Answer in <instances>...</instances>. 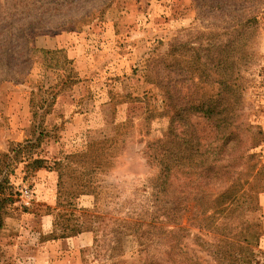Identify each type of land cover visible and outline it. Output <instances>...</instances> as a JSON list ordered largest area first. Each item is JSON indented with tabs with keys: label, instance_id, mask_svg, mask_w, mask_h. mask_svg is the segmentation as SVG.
Instances as JSON below:
<instances>
[{
	"label": "rangeland",
	"instance_id": "374dc122",
	"mask_svg": "<svg viewBox=\"0 0 264 264\" xmlns=\"http://www.w3.org/2000/svg\"><path fill=\"white\" fill-rule=\"evenodd\" d=\"M199 4L192 0H0V165L8 158L16 160L10 177L16 194L0 229V264H145L158 255L144 251L132 234L118 236L115 228L140 214L148 217L153 210L165 219L164 204L153 202L155 168L147 163L145 150L163 133L167 119L150 117L162 107L161 95L145 82L141 69L175 42L189 50L212 43L210 51L200 53L201 63L206 55L219 52L216 46L228 37L224 14L205 0ZM189 55L187 51L185 57ZM243 56L240 117L253 131H261L253 135L250 151L255 154L250 163L257 165L239 197L213 221L212 231L195 223L192 202L179 213L188 251L195 242L193 247L209 263L205 243H214L220 237L217 233H229L254 245L258 264H264V11L258 14L257 33ZM171 58L170 52L168 61ZM168 72L169 68L163 74ZM64 79L69 82L59 91L50 113L43 117L37 112L33 117L32 110L50 99L49 92ZM109 91L114 92L111 104ZM132 92H147L149 113L145 103L116 102L120 95ZM81 108L89 110L83 118L88 122L86 131L84 125L70 127L73 114ZM40 120L41 141L20 148L16 158L10 150L18 149L15 143L33 140ZM189 120L202 142L210 141L211 123L200 114H191ZM120 124L115 168L101 179L99 218L94 217L92 197H83L78 207L93 244L72 256L69 243L47 239L43 229L42 216L53 212V206L43 195L36 197V192L22 195V178L25 186L37 190L35 173L25 175L24 161L27 156L51 161L81 151L93 139L111 136ZM141 241L153 243V248L161 243L156 237L144 236Z\"/></svg>",
	"mask_w": 264,
	"mask_h": 264
},
{
	"label": "trees",
	"instance_id": "16d2710c",
	"mask_svg": "<svg viewBox=\"0 0 264 264\" xmlns=\"http://www.w3.org/2000/svg\"><path fill=\"white\" fill-rule=\"evenodd\" d=\"M192 1L200 6L204 0ZM205 2L226 15L222 21L226 23L223 28L228 37L216 46L219 52L214 56L206 55L205 62L201 63L200 53L210 51L212 43L205 47H190L189 50L184 43L175 42L170 44L166 53L151 59L141 69L145 82L161 95L162 107L150 117L167 119L163 133L149 141L145 150L147 163L155 168L151 179L153 202L164 204L165 219L160 220L153 210L148 217L140 214L131 222L121 219L124 223L117 224L115 229L118 236L132 234L138 238L137 244L144 251H157L158 255L147 258L145 264H258L255 246L238 240L235 234L217 233L220 237L217 235L214 243H205L212 263L197 253L193 247L195 242L188 251L183 240L187 234L186 228L180 224V208L185 209L192 202L196 208L193 220L195 217V223L203 226L202 229H210L218 214L239 197L243 185L252 176L257 165L250 163L255 158V154L250 153L253 135L261 133L253 131L252 126L240 117L245 90L241 62L243 53L257 33L258 14L264 11V0ZM187 51L190 58L185 57ZM170 52L172 58L168 61ZM167 68L170 72L164 75ZM68 82L69 79H64L59 86L56 84V90L49 92L50 99H43L32 110L33 117L37 112L43 117L48 115L59 91ZM146 94L125 93L116 102L145 103V113H149ZM109 96L108 103L111 104L114 92L109 91ZM191 114H200L211 123L214 132L207 143L202 142L201 135L190 122ZM121 126H117L111 136L93 139L84 150L67 153L60 159L49 161L39 156L25 159V175L34 174L39 169L57 173L56 203L51 212L54 215L53 229L47 239L66 238L84 230L77 206L82 195L92 196L94 217L99 218L96 212L99 214L101 210L104 190L101 179L115 168ZM34 127L37 131L33 140L25 139V144L15 143L18 149L10 150L16 158L20 148L32 147L31 144L41 141V120ZM15 161V157L8 158L3 167L0 165V229L6 208L14 202L16 194L10 178ZM65 211L69 216L66 219L63 217ZM144 236L160 238V246L153 248V243L145 244L141 241Z\"/></svg>",
	"mask_w": 264,
	"mask_h": 264
},
{
	"label": "crops",
	"instance_id": "0c3cea01",
	"mask_svg": "<svg viewBox=\"0 0 264 264\" xmlns=\"http://www.w3.org/2000/svg\"><path fill=\"white\" fill-rule=\"evenodd\" d=\"M133 94H139V93H133ZM56 99L58 100L59 97H57ZM22 109L24 110V106ZM86 111H89V110L81 108L78 110L76 114H73V117H72L73 122L71 123V126H70L71 128H78L79 125H84L85 126L84 129L86 131L88 122L83 121L84 116L88 114ZM84 129H83V132H84ZM0 148L3 149L2 144L0 145ZM52 180H53V183H52ZM21 182H23L22 188H21V191H22L27 186H25L23 178L21 179ZM34 182L36 183L35 185L37 187V190H33L32 188L27 187L29 190V195L33 196V192H36L37 194L36 197H41L43 195L44 198L43 197L42 198L46 200L49 205H52L54 207L56 203L57 173L52 170L39 169L35 172ZM89 196L90 195L80 196L77 200V206L79 207V203L82 201L83 197H89ZM92 204H93V198H92ZM41 222L43 223V229L45 230V233H50L53 229L54 215L51 212L44 214L42 216ZM51 240H53V242L57 241L56 243H60V242L69 243V253H71L72 256H74L76 251L82 250L85 247L92 245L94 238H93V234L83 230L82 232L76 235H73V236H69L66 238H59V239H51ZM73 264H78V262L77 263L73 262Z\"/></svg>",
	"mask_w": 264,
	"mask_h": 264
},
{
	"label": "built area",
	"instance_id": "2783aa9c",
	"mask_svg": "<svg viewBox=\"0 0 264 264\" xmlns=\"http://www.w3.org/2000/svg\"><path fill=\"white\" fill-rule=\"evenodd\" d=\"M22 195H24L25 197H28L29 196V190L27 187H25L23 190H22Z\"/></svg>",
	"mask_w": 264,
	"mask_h": 264
}]
</instances>
